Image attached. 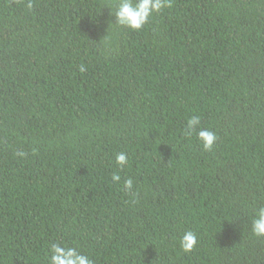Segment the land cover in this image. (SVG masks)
Listing matches in <instances>:
<instances>
[{
	"label": "trees",
	"instance_id": "16d2710c",
	"mask_svg": "<svg viewBox=\"0 0 264 264\" xmlns=\"http://www.w3.org/2000/svg\"><path fill=\"white\" fill-rule=\"evenodd\" d=\"M109 2L0 0V264H48L52 243L93 264H264V0H172L138 32L109 27Z\"/></svg>",
	"mask_w": 264,
	"mask_h": 264
},
{
	"label": "clouds",
	"instance_id": "9594fccd",
	"mask_svg": "<svg viewBox=\"0 0 264 264\" xmlns=\"http://www.w3.org/2000/svg\"><path fill=\"white\" fill-rule=\"evenodd\" d=\"M25 7L31 10L33 8V0H25ZM171 7L172 0H110L107 9H109V16H114L115 24H112L111 20H109V27L116 26L138 32L149 22L154 14ZM86 70L84 65L79 67L81 73ZM200 125L201 118L199 116L190 117L185 126V134L191 136L193 132H196L197 139L204 151H211L218 140V136L215 132L202 128ZM15 155L23 158L26 153L19 151ZM115 164L120 170L127 167L129 165L127 153H116ZM111 180L114 184H122L125 191L130 193L133 191L134 181L131 177L122 179L119 171H115L111 174ZM251 232L257 238L264 237V206L255 210L254 219L251 222ZM197 242V235L191 230L185 231L178 241L181 250L185 253L192 252ZM47 259L48 264H93L92 259L83 254L78 247L59 243L50 245V254Z\"/></svg>",
	"mask_w": 264,
	"mask_h": 264
}]
</instances>
